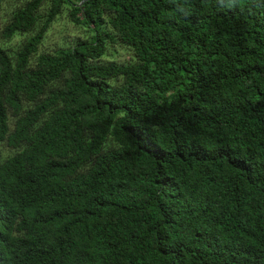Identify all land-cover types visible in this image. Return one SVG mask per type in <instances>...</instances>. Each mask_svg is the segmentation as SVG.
Returning <instances> with one entry per match:
<instances>
[{"label":"trees","instance_id":"trees-1","mask_svg":"<svg viewBox=\"0 0 264 264\" xmlns=\"http://www.w3.org/2000/svg\"><path fill=\"white\" fill-rule=\"evenodd\" d=\"M65 6L91 36L39 53ZM117 42L132 60L103 59ZM0 264H264V0L15 9Z\"/></svg>","mask_w":264,"mask_h":264},{"label":"rangeland","instance_id":"rangeland-1","mask_svg":"<svg viewBox=\"0 0 264 264\" xmlns=\"http://www.w3.org/2000/svg\"><path fill=\"white\" fill-rule=\"evenodd\" d=\"M26 0H2L0 4V29L7 23L12 12L22 6ZM48 5L44 4L43 10ZM71 8L63 7L60 14L51 23L38 52H53L62 46H73L77 41L91 36V30L82 24H77L70 18ZM79 17V16H78ZM23 35L14 37L8 45L15 48ZM105 60L123 62L132 60V51L126 46L117 43L109 44Z\"/></svg>","mask_w":264,"mask_h":264},{"label":"clouds","instance_id":"clouds-1","mask_svg":"<svg viewBox=\"0 0 264 264\" xmlns=\"http://www.w3.org/2000/svg\"><path fill=\"white\" fill-rule=\"evenodd\" d=\"M180 11H182V12H183L184 10H183V9H180ZM185 14H186V13H185Z\"/></svg>","mask_w":264,"mask_h":264}]
</instances>
